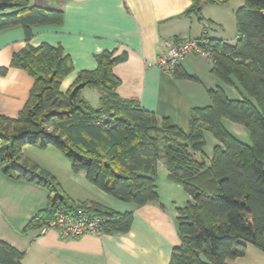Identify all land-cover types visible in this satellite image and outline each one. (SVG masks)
<instances>
[{
	"label": "trees",
	"instance_id": "obj_1",
	"mask_svg": "<svg viewBox=\"0 0 264 264\" xmlns=\"http://www.w3.org/2000/svg\"><path fill=\"white\" fill-rule=\"evenodd\" d=\"M226 1L193 0L188 14L204 21L203 3ZM236 19L235 43L206 35L201 39H208L213 51L211 72L227 85L237 83L245 95L230 99L222 88L210 90L211 104L193 108L189 129L158 118L135 100L120 98L114 66L122 57L114 58L112 51L97 54L96 69L80 71L66 92L61 84L74 66L61 46L28 45L13 55L11 66L26 70L34 85L17 117L0 114V166L7 177L38 184L49 193L48 207L26 230L43 227L59 206L82 207L87 214L104 217L105 233L124 232L132 224L133 211L74 201L54 176L23 153L25 146H53L74 173L84 172L101 190L136 206L158 201L157 163L164 160L171 178L192 197L179 210L181 243L169 264H230L249 246L264 252V0H245ZM63 20L59 9L30 0H0V32L21 26L28 41L34 27ZM85 87L98 91V107L82 97ZM224 118L244 125L251 143L232 135ZM205 130L222 143L209 161L203 151ZM22 256L0 239V264H22Z\"/></svg>",
	"mask_w": 264,
	"mask_h": 264
},
{
	"label": "crops",
	"instance_id": "obj_2",
	"mask_svg": "<svg viewBox=\"0 0 264 264\" xmlns=\"http://www.w3.org/2000/svg\"><path fill=\"white\" fill-rule=\"evenodd\" d=\"M32 4L62 10L64 20L61 24L34 27L29 41L21 26L0 32V70L6 68L4 74L0 73L2 115L17 117L34 85V78L26 70L11 66L13 55L28 45L42 43L61 46L72 59L74 68L64 78L61 91L72 86L80 71L96 69V55L109 50L114 58L122 57L114 66L120 79V98L135 100L158 118H166L184 129L190 127L193 108L211 104L210 90L222 88L230 99L245 95L237 83L227 85L214 75L212 62L202 54H188L178 65L177 73L163 69L159 63L160 57H167L170 45L182 39L200 40L206 35L235 43L236 13L245 0L203 3L200 10L204 21L196 14H188L193 0H35ZM88 91H93L90 97ZM82 97L87 102L91 100L92 106H99L96 89L85 87ZM222 122L232 135L250 144L244 125L227 118ZM204 135L203 151L209 161L215 146L222 143L209 131L205 130ZM41 151L51 150L48 147ZM23 153L45 166L36 155L42 152L33 146H25ZM60 164L65 176L81 190L72 191L62 184L74 201H93L121 212L133 211L132 224L124 232L67 238H62L56 229L44 234L40 233L41 228L26 230L30 220L48 207L49 193L38 184L7 177L0 166V239L23 253L22 264L170 263L174 248L181 243L179 210L192 197L179 181L171 178L163 159L157 163L158 201L143 206L111 196L91 183L84 172L74 173L71 165ZM261 252L249 246L243 256L230 264L257 263L262 259Z\"/></svg>",
	"mask_w": 264,
	"mask_h": 264
},
{
	"label": "built area",
	"instance_id": "obj_3",
	"mask_svg": "<svg viewBox=\"0 0 264 264\" xmlns=\"http://www.w3.org/2000/svg\"><path fill=\"white\" fill-rule=\"evenodd\" d=\"M192 53L202 54L210 61L214 58L208 39H182L170 45L167 57L159 58L160 66L173 71L188 54ZM105 223L104 217L87 214L82 207L70 209L59 206L54 217L41 227L40 233L44 234L50 229H56L62 238L85 234L100 236L105 233Z\"/></svg>",
	"mask_w": 264,
	"mask_h": 264
},
{
	"label": "rangeland",
	"instance_id": "obj_4",
	"mask_svg": "<svg viewBox=\"0 0 264 264\" xmlns=\"http://www.w3.org/2000/svg\"><path fill=\"white\" fill-rule=\"evenodd\" d=\"M30 1H31V3H34L35 0H30ZM90 90H92V89H90ZM88 92H90V93H86V94L90 97V95L92 94L93 91H88ZM88 103L90 105L93 104L91 102V100ZM243 127L246 128L245 126H243ZM246 130H248V129L246 128ZM249 138H250V136H249ZM249 142L251 143V138H250ZM33 148L35 150H38V152L39 151L42 152V153H37L36 154L37 155V158H39V160L41 159L42 160V163L45 165L43 167L40 166V168L48 171L52 176H54L56 178L57 182L61 183V185L63 184L66 188L72 189V191H75L76 190L78 192H81L80 188H77L75 186V184L72 183L65 176V171L63 170L64 167H62L60 163L67 164L69 166L70 165V162H69V160L64 156V154L59 149H57V148H55L53 146L50 147V150L51 151H41V150H44V149H40V148H37V147H34V146H33ZM57 158H59V160H57ZM57 163H59V164H57ZM261 254H262V259L260 258L257 261H255L257 263H253V261H252L251 264L252 263L253 264H264V253L261 252ZM230 261H233V260H230Z\"/></svg>",
	"mask_w": 264,
	"mask_h": 264
}]
</instances>
